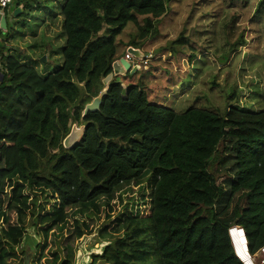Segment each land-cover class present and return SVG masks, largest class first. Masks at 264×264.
<instances>
[{
	"label": "trees",
	"instance_id": "1",
	"mask_svg": "<svg viewBox=\"0 0 264 264\" xmlns=\"http://www.w3.org/2000/svg\"><path fill=\"white\" fill-rule=\"evenodd\" d=\"M8 8L25 15L31 5L11 0ZM166 10L165 0H66L60 8L62 63L44 75L6 47L8 11H2L0 264L25 253L20 244L27 225L41 234L42 252L50 231L57 238L48 264H73V246L61 244L68 209H97L100 198L145 178L149 211L142 216L125 209L123 233L111 236L93 259L243 264L228 234L240 227L249 259L264 246V109L229 107L219 114L189 106L177 112L149 102L139 84L117 75L99 110L82 116L120 57L115 37L132 23L136 34L127 47L141 49ZM231 20L237 21L235 13ZM74 123L84 125L83 135L65 148L62 141ZM48 199L54 202L42 213ZM72 228L78 239L87 225L75 218Z\"/></svg>",
	"mask_w": 264,
	"mask_h": 264
},
{
	"label": "rangeland",
	"instance_id": "2",
	"mask_svg": "<svg viewBox=\"0 0 264 264\" xmlns=\"http://www.w3.org/2000/svg\"><path fill=\"white\" fill-rule=\"evenodd\" d=\"M28 1L31 8L25 15L19 11L14 16L9 12L10 5L7 7L9 28L2 30L9 32L6 47L11 53L44 75L62 63L65 37L62 20L54 15L60 6L52 0ZM165 1L167 10L156 23V35L149 37L141 47L147 63L132 58L130 61L140 68L117 78L127 84H139L149 102L177 112L189 106L219 114L229 107L264 109V0ZM234 13L237 21L232 25ZM135 34V25L129 23L115 37L117 56H125L127 44ZM176 38L181 40L176 41ZM145 180L121 187L110 199L100 198L97 209H87L89 214L79 208L68 209V225L61 244L73 246V264H107L104 258L93 259L92 255L100 254L111 236L123 233L119 220L125 217V209L132 213L140 211L142 216L149 211V200L145 198L150 186ZM39 202H43L42 199ZM53 202L48 199L41 212L49 209ZM75 218L87 225L85 234L78 239L72 236ZM26 220L30 221L29 214ZM36 229L27 225L20 244L27 250L24 254L17 251V258L7 259L6 264H23L26 259L27 264L30 260L34 261L32 264H48L57 238L50 231L48 245L42 252L43 238ZM231 236L237 252L246 249L242 231H231ZM139 240L134 239L133 243ZM148 250L150 253V247ZM253 256L254 259H249V255L243 259L248 264H260L259 250ZM147 264H155V258L150 257Z\"/></svg>",
	"mask_w": 264,
	"mask_h": 264
},
{
	"label": "water",
	"instance_id": "3",
	"mask_svg": "<svg viewBox=\"0 0 264 264\" xmlns=\"http://www.w3.org/2000/svg\"><path fill=\"white\" fill-rule=\"evenodd\" d=\"M20 9L16 8L13 10V15L17 16V14L19 13ZM0 28L5 29L6 28V20H5V15L2 13L0 15ZM126 52L129 53L134 59L137 60H142L145 58L144 54L141 52V49L129 46L126 49ZM44 58V57H43ZM140 68L139 64H135L133 65L132 62L130 60H127L125 57H119L117 58L115 61H113L112 63V71L102 79V82L104 84V88L100 90V92L92 98V100L90 102H88L87 104H85L83 111H82V116H85L88 112H95L97 110H99L100 104H101V100L102 97L107 93L108 90V83L112 80V78L114 76L117 75H124V74H132L134 73L136 70H138ZM124 85V84H123ZM84 132V125H80L79 127L74 123L71 126V129L69 131V133L64 137L62 144L65 148H70L72 147L75 143H77L80 138L82 137ZM231 229L230 228L228 230V234L231 240V244L234 250L235 255L240 259V261L243 264H248L247 260L242 259L236 249L234 240L231 236ZM240 230L243 231V229L240 227ZM243 237L245 238V234L243 231ZM246 245V249H247V244ZM247 251V250H246ZM248 253V251H247ZM261 264H264L261 263Z\"/></svg>",
	"mask_w": 264,
	"mask_h": 264
},
{
	"label": "built area",
	"instance_id": "4",
	"mask_svg": "<svg viewBox=\"0 0 264 264\" xmlns=\"http://www.w3.org/2000/svg\"><path fill=\"white\" fill-rule=\"evenodd\" d=\"M11 4V0H0V11L2 12L5 8H7ZM127 60H131L133 57L129 54L126 53L124 56ZM144 64L147 63V58L145 57L144 59L141 60ZM260 256H261V263L264 262V246L259 249ZM260 263V264H261Z\"/></svg>",
	"mask_w": 264,
	"mask_h": 264
},
{
	"label": "crops",
	"instance_id": "5",
	"mask_svg": "<svg viewBox=\"0 0 264 264\" xmlns=\"http://www.w3.org/2000/svg\"><path fill=\"white\" fill-rule=\"evenodd\" d=\"M40 1H43V0H40ZM65 1H66V0H52V2L55 3L56 5H59L60 8L62 7V5L64 4ZM43 5H44V4H43ZM43 5H42V7H43ZM40 6H41V3H40ZM54 15L57 16V19H58V20H62V16L60 15V9L57 10V11H55V12H54ZM54 15H53V19H52V20H54ZM132 64L135 65V64H137V63H136V62H132ZM118 76H119V75H118Z\"/></svg>",
	"mask_w": 264,
	"mask_h": 264
},
{
	"label": "bare ground",
	"instance_id": "6",
	"mask_svg": "<svg viewBox=\"0 0 264 264\" xmlns=\"http://www.w3.org/2000/svg\"><path fill=\"white\" fill-rule=\"evenodd\" d=\"M242 231V230H241ZM243 232V231H242ZM245 240V239H244ZM247 249L242 250L241 252H238L239 256L243 259L244 257L248 256L249 254L246 251Z\"/></svg>",
	"mask_w": 264,
	"mask_h": 264
}]
</instances>
